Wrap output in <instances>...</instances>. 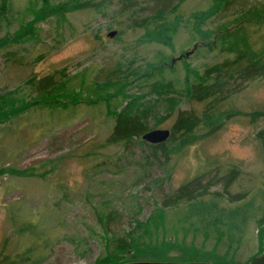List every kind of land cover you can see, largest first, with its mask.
<instances>
[{
  "label": "rangeland",
  "instance_id": "rangeland-1",
  "mask_svg": "<svg viewBox=\"0 0 264 264\" xmlns=\"http://www.w3.org/2000/svg\"><path fill=\"white\" fill-rule=\"evenodd\" d=\"M80 2L90 7L60 19H33L27 9L37 10L41 0H11L7 33L12 39L31 23L33 37L0 52V95L20 92L28 102L37 94L29 80L50 75L63 107H54L50 116L45 106L24 104L0 116V264H96L106 246L98 210L111 214L109 236L120 235L133 222L145 221L163 193L199 173L207 160L213 161L209 170L236 168L226 197L255 194L259 203L264 201V149L257 138L264 129V76L243 83L223 104L234 115L214 135L167 163L163 158L157 162L138 140L126 148L106 142L117 113L137 115L148 128L169 130L178 110L201 109L183 94L185 65L203 73L225 56L203 48L185 56L200 40L182 28L184 23L167 45L145 40L142 26L161 12L163 17L168 12L167 19L185 20L206 10L210 0ZM249 8L262 10L264 20V0H235L229 20ZM111 31L116 35L108 38ZM159 61L165 67L160 78L165 89L140 79L149 63ZM119 78H125L124 85L108 92L94 83L100 87ZM25 170L41 176L18 174ZM22 224H33L35 236L20 231ZM258 234L252 224L236 255L240 263L264 254V234L261 239Z\"/></svg>",
  "mask_w": 264,
  "mask_h": 264
},
{
  "label": "trees",
  "instance_id": "trees-1",
  "mask_svg": "<svg viewBox=\"0 0 264 264\" xmlns=\"http://www.w3.org/2000/svg\"><path fill=\"white\" fill-rule=\"evenodd\" d=\"M234 1L210 0L211 4L206 10L196 12L185 20L179 16L167 19L168 12L165 17L161 12L160 16L158 14L154 20L149 19L148 24L142 26L146 33L145 40L167 45L177 29L182 26L181 23H184L182 28L200 40V44L194 45L196 47L193 53L203 48L208 52L219 51L225 59L207 68L203 73L191 70L185 65L186 74L181 81L183 94L190 101L201 105V109L198 112L178 110L166 142L153 145L143 141L142 135L153 129L148 128L137 115L117 113L107 143L119 144L126 148L133 140H138L153 157H157V162L163 158L164 164L184 148L214 135L223 122L234 115L232 110L222 108L223 104L238 93L243 83L264 76V20L261 19L263 11L249 8L241 13H233L230 16L233 19L229 20L228 9ZM88 7L90 3H81L80 0H67L59 4L41 0L37 10L33 6L27 10L33 15V19H60L68 13ZM10 9L11 0H0V52L6 51L12 43L33 37L32 24L29 23L19 28L14 38H10L7 33ZM157 18H162V23H159ZM234 24H237V27L233 26ZM156 64L149 63L140 79L153 80L157 86L165 89L167 86L163 84V79H160L165 70L163 61ZM235 79L240 82L233 84ZM124 81L125 78H119L115 83L107 81L100 87L98 83H94L97 88L108 92L123 86ZM29 85L31 88L36 87L37 94L28 102L25 100L26 96L19 95L20 92L0 95V116L7 112L15 113L17 105L25 104L30 108L45 106L51 111L50 116L55 111L54 107H63L61 99L55 94L56 87L52 76L31 78ZM257 138L264 149V129L259 131ZM212 163L210 160L202 163L199 173L163 193L145 221L133 222L130 229L122 231L120 235L109 236L107 225L111 214L98 210L96 219L105 235L106 246L105 254L96 264L133 261L242 264L236 259V255L248 239L251 225H256L260 239L264 234V201L263 204L259 203L255 194L248 197L245 194H234L227 198L225 195L229 193V188L237 178V170L220 165L209 170ZM18 174L22 177L41 176L33 170L21 171ZM219 185L220 190L215 189ZM22 225L20 231L32 233L33 224ZM246 264H264V254L253 256Z\"/></svg>",
  "mask_w": 264,
  "mask_h": 264
},
{
  "label": "water",
  "instance_id": "water-1",
  "mask_svg": "<svg viewBox=\"0 0 264 264\" xmlns=\"http://www.w3.org/2000/svg\"><path fill=\"white\" fill-rule=\"evenodd\" d=\"M116 35V31H111L107 34L108 38H113ZM196 46L193 47L195 49ZM194 50L189 53H185V56L193 53ZM180 59V58H179ZM174 63V61H172ZM170 136V131L168 129H153L145 132L141 139L149 144H160L166 142ZM120 264H213L211 262H201V261H190V262H177V261H133Z\"/></svg>",
  "mask_w": 264,
  "mask_h": 264
}]
</instances>
